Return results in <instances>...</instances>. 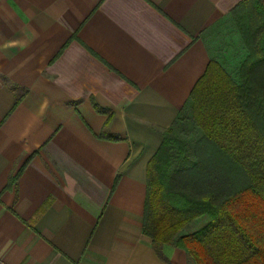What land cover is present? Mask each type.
Here are the masks:
<instances>
[{
	"label": "crops",
	"instance_id": "obj_1",
	"mask_svg": "<svg viewBox=\"0 0 264 264\" xmlns=\"http://www.w3.org/2000/svg\"><path fill=\"white\" fill-rule=\"evenodd\" d=\"M245 1L0 0V264H190L144 234L147 168L212 60L246 82L205 38L255 51Z\"/></svg>",
	"mask_w": 264,
	"mask_h": 264
},
{
	"label": "trees",
	"instance_id": "obj_2",
	"mask_svg": "<svg viewBox=\"0 0 264 264\" xmlns=\"http://www.w3.org/2000/svg\"><path fill=\"white\" fill-rule=\"evenodd\" d=\"M242 6L246 45L259 55L246 82L212 60L147 168L144 234L159 255L172 245L193 264H264V7ZM190 119L201 136L183 148L174 127ZM201 218L203 228L181 235Z\"/></svg>",
	"mask_w": 264,
	"mask_h": 264
},
{
	"label": "rangeland",
	"instance_id": "obj_3",
	"mask_svg": "<svg viewBox=\"0 0 264 264\" xmlns=\"http://www.w3.org/2000/svg\"><path fill=\"white\" fill-rule=\"evenodd\" d=\"M205 38L212 57L233 75L238 76V71L243 69L247 60L255 55V51H251L250 48L243 45L235 26L227 21L208 31ZM200 136V131L195 126L193 119L180 122L174 127V138L183 148H185L184 145L199 140ZM206 222L204 218L194 221L182 231L181 235L197 232L206 225Z\"/></svg>",
	"mask_w": 264,
	"mask_h": 264
}]
</instances>
